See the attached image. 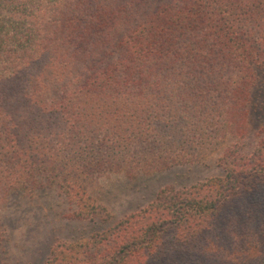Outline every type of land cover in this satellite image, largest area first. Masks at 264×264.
I'll list each match as a JSON object with an SVG mask.
<instances>
[{
  "label": "trees",
  "instance_id": "16d2710c",
  "mask_svg": "<svg viewBox=\"0 0 264 264\" xmlns=\"http://www.w3.org/2000/svg\"><path fill=\"white\" fill-rule=\"evenodd\" d=\"M260 93L264 0H0V209L58 202L66 229L30 264H264ZM223 146L218 174L119 218L96 196Z\"/></svg>",
  "mask_w": 264,
  "mask_h": 264
},
{
  "label": "rangeland",
  "instance_id": "374dc122",
  "mask_svg": "<svg viewBox=\"0 0 264 264\" xmlns=\"http://www.w3.org/2000/svg\"><path fill=\"white\" fill-rule=\"evenodd\" d=\"M262 95L264 94H259L261 103H259L257 112L252 114L251 133L242 141L244 143L243 153H250L256 143L264 138V97ZM233 141L234 139L230 138L227 144ZM224 147L192 169H187V167L182 170L175 169L163 178L150 180L144 186L129 188L130 185H126L125 182L122 183L124 178L105 177L100 180L96 196L99 202L119 218L146 204L152 199L155 189L163 184H171V182L190 184L218 174L220 170L217 166V159L224 151ZM178 176L183 177L179 180V178L177 179ZM57 205L58 202L52 210L53 216L45 218L35 214L33 211L35 208L33 206L29 208L30 206L26 204V201H21L16 196L8 199L0 209V215L6 224L9 238L5 248H3L4 252L0 258L1 264H30L43 254L46 241L52 234H56V231L60 234L65 233L66 229L60 222L61 217L56 215ZM76 225H69V229H75ZM53 229L55 233H51Z\"/></svg>",
  "mask_w": 264,
  "mask_h": 264
}]
</instances>
